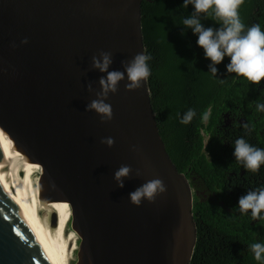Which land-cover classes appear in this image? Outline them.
<instances>
[{
	"label": "water",
	"instance_id": "95a60500",
	"mask_svg": "<svg viewBox=\"0 0 264 264\" xmlns=\"http://www.w3.org/2000/svg\"><path fill=\"white\" fill-rule=\"evenodd\" d=\"M143 1L0 0V264H190L193 191L147 80L126 90L125 76L109 93L110 121L86 111L107 75L94 55L110 52L109 71H123L145 53ZM122 165L131 172L118 187ZM156 178L166 190L132 204Z\"/></svg>",
	"mask_w": 264,
	"mask_h": 264
},
{
	"label": "trees",
	"instance_id": "16d2710c",
	"mask_svg": "<svg viewBox=\"0 0 264 264\" xmlns=\"http://www.w3.org/2000/svg\"><path fill=\"white\" fill-rule=\"evenodd\" d=\"M193 11L183 0L141 4L144 49L151 56L147 84L159 133L193 191L196 243L190 264H264L250 249L253 243L264 244V219L253 220L250 211L242 214L238 209L241 196L264 187V164L252 172L233 155L238 138L264 149V112L256 109L264 103V80L254 85L228 73L227 56L215 65L214 77L198 37L182 23ZM238 11L246 29L259 24L264 31V0H244ZM206 16L200 14L205 28L221 26ZM189 109L195 116L188 124L180 123ZM246 123L251 131L243 127Z\"/></svg>",
	"mask_w": 264,
	"mask_h": 264
},
{
	"label": "clouds",
	"instance_id": "9594fccd",
	"mask_svg": "<svg viewBox=\"0 0 264 264\" xmlns=\"http://www.w3.org/2000/svg\"><path fill=\"white\" fill-rule=\"evenodd\" d=\"M244 0H183V6L191 4L194 11L191 15L183 19L184 27L190 28L197 38V45L203 49L206 59L211 61L209 72L215 77L217 68L215 65L227 56L230 62L226 65L228 73H234L247 79L251 84H259L264 80V31L259 24H254L247 29L241 21L239 8ZM205 13L212 16L221 26L218 29L212 27L205 28L200 20V14ZM206 16V18H207ZM21 43H27V40ZM150 55L144 52L136 54L130 61L124 63L123 71H109L112 63V54L101 51L98 55L91 58V67L106 76H101L98 84L100 91L95 93L96 98L91 100L86 111H94L101 117V122L112 119V107L105 101L109 93H116L120 81L127 78L126 90H135L141 87V82L146 81L150 76L148 61ZM221 83L224 80H220ZM88 91H93L92 85L88 84ZM256 109L264 112V103H257ZM195 111L189 109L182 116L180 123L188 124L195 116ZM210 111L203 114L202 119L207 121ZM244 128L251 131L248 123ZM101 143L111 147L114 143L113 138L107 137ZM233 155L235 160L252 172L259 170L264 164V149L250 145L244 138L235 140ZM130 166L122 165L114 173V180L118 187H123V179L129 176ZM165 186L162 180L156 178L146 181L134 191L129 193L130 202L139 206L142 200L153 201L157 193L164 192ZM238 209L240 213L246 214L250 211L253 220L264 219L261 215L264 212V187L247 191L238 199ZM250 249L257 261H264V244L253 243Z\"/></svg>",
	"mask_w": 264,
	"mask_h": 264
},
{
	"label": "rangeland",
	"instance_id": "374dc122",
	"mask_svg": "<svg viewBox=\"0 0 264 264\" xmlns=\"http://www.w3.org/2000/svg\"><path fill=\"white\" fill-rule=\"evenodd\" d=\"M205 140H207V137H206V139Z\"/></svg>",
	"mask_w": 264,
	"mask_h": 264
}]
</instances>
